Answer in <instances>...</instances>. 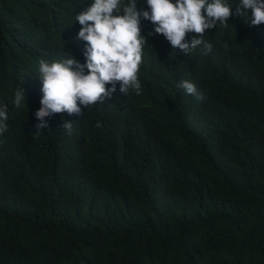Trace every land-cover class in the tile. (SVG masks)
<instances>
[{"label": "trees", "instance_id": "16d2710c", "mask_svg": "<svg viewBox=\"0 0 264 264\" xmlns=\"http://www.w3.org/2000/svg\"><path fill=\"white\" fill-rule=\"evenodd\" d=\"M225 2L234 12L239 0ZM93 3L0 0V107L9 117L0 264H264V24L233 15L227 28L206 30L211 53L170 45L140 64V95L117 84L106 103L45 117L38 130L39 61L70 54L86 63L75 16ZM141 28L144 47L165 39L143 18ZM175 63L186 67L182 80L194 69L203 100L174 96L153 75Z\"/></svg>", "mask_w": 264, "mask_h": 264}, {"label": "clouds", "instance_id": "9594fccd", "mask_svg": "<svg viewBox=\"0 0 264 264\" xmlns=\"http://www.w3.org/2000/svg\"><path fill=\"white\" fill-rule=\"evenodd\" d=\"M146 2L149 10L141 12L137 9V0H94L86 11L76 14L75 20L82 26L77 40L86 42V46L81 48L86 63H79L70 54H67L69 58L61 61H39V75L36 78L42 83L43 98L41 108L35 113L41 121L37 125L38 130L48 127L43 123L45 117L58 113L81 115L79 105L89 108L98 102L104 103L116 92L117 84L124 95L129 90L140 95V64L144 66L158 62L170 45L172 50H179L185 55L200 45L204 46L205 55L211 53L212 44L204 39L206 30L218 25L227 28L233 15L243 18L247 26L264 24V0H239L234 12L225 0ZM142 18L155 25V33L163 35L165 39L155 46L144 47L147 38L142 35ZM189 33L195 34L190 43L186 42ZM155 67L152 66L148 72H153ZM162 68L161 72L156 71L153 75L162 80L172 95L179 98L196 96L203 100L192 83L193 68L183 80L181 74L185 66L175 63ZM107 85H111V88H107ZM22 89L15 92V107H19L26 99V91ZM7 113L6 105L0 107V134L8 129ZM96 126L101 125L98 122ZM72 127L71 122L63 125L69 134Z\"/></svg>", "mask_w": 264, "mask_h": 264}]
</instances>
